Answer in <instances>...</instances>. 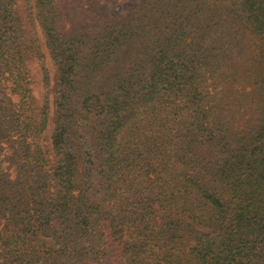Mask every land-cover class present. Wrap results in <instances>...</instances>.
<instances>
[{"label": "trees", "instance_id": "16d2710c", "mask_svg": "<svg viewBox=\"0 0 264 264\" xmlns=\"http://www.w3.org/2000/svg\"><path fill=\"white\" fill-rule=\"evenodd\" d=\"M119 1L0 0V264H264V0Z\"/></svg>", "mask_w": 264, "mask_h": 264}, {"label": "rangeland", "instance_id": "374dc122", "mask_svg": "<svg viewBox=\"0 0 264 264\" xmlns=\"http://www.w3.org/2000/svg\"><path fill=\"white\" fill-rule=\"evenodd\" d=\"M136 0H124V1H119L116 3H111L108 4L109 8H113L114 10L118 11H124L129 9L132 5L136 4ZM33 3V0H28V3H26V0H16V6H17V12L19 16L21 17V20L24 24H26V27L29 28V25L27 24V9L30 4ZM116 8V9H115ZM34 30L37 34V37L39 39V44H40V49L45 55V61L49 70L50 76H52V66L49 60L48 55L46 54L44 42H43V37L40 33V30L37 26V24L34 26ZM28 68H29V75L31 78V87H32V92L36 100L40 103L42 101L43 97V86H42V74L40 72V67L38 65V62L36 60H30L28 62ZM52 114V104L51 102L49 103V116ZM52 129V122L50 119L47 122V127H46V134L48 135Z\"/></svg>", "mask_w": 264, "mask_h": 264}]
</instances>
